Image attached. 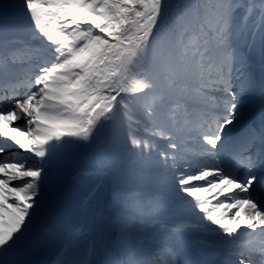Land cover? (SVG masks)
<instances>
[{"label": "snow or ice", "instance_id": "6c2138e0", "mask_svg": "<svg viewBox=\"0 0 264 264\" xmlns=\"http://www.w3.org/2000/svg\"><path fill=\"white\" fill-rule=\"evenodd\" d=\"M54 245L264 264V0H0V264Z\"/></svg>", "mask_w": 264, "mask_h": 264}, {"label": "bare ground", "instance_id": "6f19581e", "mask_svg": "<svg viewBox=\"0 0 264 264\" xmlns=\"http://www.w3.org/2000/svg\"><path fill=\"white\" fill-rule=\"evenodd\" d=\"M56 245L53 246V248L55 247ZM50 249H48L47 251L43 252L42 254L38 255L37 257H35V259H37L38 261H40V264H56V260H57V256H58V253L55 255L56 256H52L51 254L46 256L45 254L49 251ZM208 254H211V253H208ZM65 259H70L71 257H64ZM77 258H82V259H90L91 257H87V256H80V257H77Z\"/></svg>", "mask_w": 264, "mask_h": 264}, {"label": "rangeland", "instance_id": "374dc122", "mask_svg": "<svg viewBox=\"0 0 264 264\" xmlns=\"http://www.w3.org/2000/svg\"><path fill=\"white\" fill-rule=\"evenodd\" d=\"M59 246L56 245L54 248L51 247L50 250L45 254L46 256L48 255H52V256H56L55 253L59 251ZM56 253V254H57ZM214 257L211 254H193L192 256L189 257V259L193 260V261H202V260H211Z\"/></svg>", "mask_w": 264, "mask_h": 264}]
</instances>
